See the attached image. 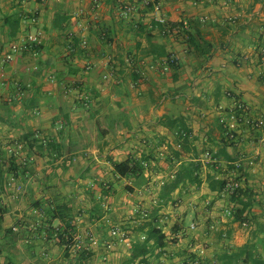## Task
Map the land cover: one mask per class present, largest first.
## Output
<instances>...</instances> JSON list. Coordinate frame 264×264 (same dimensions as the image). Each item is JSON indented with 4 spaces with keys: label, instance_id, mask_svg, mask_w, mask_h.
<instances>
[{
    "label": "crops",
    "instance_id": "0c3cea01",
    "mask_svg": "<svg viewBox=\"0 0 264 264\" xmlns=\"http://www.w3.org/2000/svg\"><path fill=\"white\" fill-rule=\"evenodd\" d=\"M142 1L0 0V56L26 34L40 39L35 50L0 63V150H14L25 135L31 144L19 143L15 158L23 170L16 176L2 160L0 264H76L51 232L43 233L50 225L42 209L31 207L33 200L40 207L65 204L77 234L98 241L85 264L105 259L106 249L112 250L108 241L115 238L107 204L126 181L114 175L113 165L130 156H147L148 166L162 168L145 170L141 186L124 183L134 190L133 198L155 202L145 213L166 235L165 247L148 255V264H264V126L255 130L246 123L264 120V62L258 58L264 50V0H150L160 6L157 15L145 12ZM128 4L138 9L123 19L120 8ZM250 9L247 17L242 14ZM202 15L206 23L199 20ZM159 17L171 24L199 20L204 54L173 28L169 38L160 37L152 27ZM137 22L146 27L142 36L132 31ZM149 33L176 59V70L163 71L167 57L148 52ZM79 40L87 46L81 48ZM237 102L247 112L235 110ZM236 111L242 120L228 138L222 121ZM165 117L182 119L191 134L189 153L175 166L189 162L194 151L202 165L199 185H180L171 194L177 200L173 210L157 205L177 140L162 124ZM206 174L226 180L227 188L210 191ZM20 182L38 188L27 187L26 206L12 196ZM233 183L251 197L243 223L228 215L240 208L229 202ZM140 220L133 221L135 227ZM59 226L58 219L52 221L51 227ZM119 241L126 244L125 238ZM126 257L115 252L108 260L117 264Z\"/></svg>",
    "mask_w": 264,
    "mask_h": 264
},
{
    "label": "trees",
    "instance_id": "16d2710c",
    "mask_svg": "<svg viewBox=\"0 0 264 264\" xmlns=\"http://www.w3.org/2000/svg\"><path fill=\"white\" fill-rule=\"evenodd\" d=\"M155 6L159 5L155 2L153 3L150 0H145L144 2L142 1V7L144 8L143 10L145 12L154 10ZM137 9L138 8L136 6H133L131 4L124 5L120 8V16L123 19H127L134 11H137ZM125 12H127V14H124ZM198 21L194 22L190 20H184L176 24L167 23L165 22V20L164 22L155 21L153 22L152 27L159 29L160 37H163L165 39L169 38L172 35L174 29V31L176 32L175 35L177 37H181V39L185 41L189 47H192L196 53L203 55L204 53L202 52L203 50L201 48L206 43L202 42V40L200 39L198 26V23L200 21ZM56 27L62 29V25L57 22ZM145 28L146 27L143 24L137 22L134 24L132 31L135 33V35L142 36ZM68 36L74 45L77 44L78 41L76 42L74 40L75 37L73 36V34L70 33ZM152 38L153 36L150 33L145 35V40L148 43V52L151 51L150 53L154 58L166 56L167 58L164 62V65L167 64L168 69L176 70L178 68L176 59L173 56H167L163 44L153 43ZM83 41L85 40H79L78 43L81 48H85L87 46V41H85L86 44L84 45L82 44ZM37 46L38 45H32L27 51L33 49L35 50ZM258 53L259 63L264 62V50H260ZM239 105L240 104L237 102L235 110L241 113V111L237 109ZM237 111L235 112L236 114L238 113ZM162 124L164 125V127L172 130L173 134L177 138V140L175 141V148L169 153L170 157H168L166 160V163L168 165L166 174L167 177L162 182L160 194L157 200L158 206L166 207L172 200L171 194L176 189H178L180 185H199L201 183L202 165L198 160L196 151H194V153L190 157L189 162H181L177 166H175V164L179 162L181 156L189 153V148L187 146L191 134L187 129L184 121L180 118L170 119L165 117L162 120ZM29 137L30 136L28 135L20 137L18 141L13 145V148H15L19 143L22 144L23 142L27 143V147H31V144L28 142ZM15 149L13 151H15ZM6 154V151L1 152L0 150V185L3 178L2 167L4 162L2 160L8 162V171L13 172L14 176H16L19 171L23 170L21 165L17 164L14 153L8 154V157L5 156ZM150 162L151 161L147 156H141L140 158H134L130 156L122 163H114L113 172L118 179H125L126 181L134 180V184L136 186H141V184L145 182L144 171L145 169H147ZM204 180L208 185V189L213 192H222L227 188L228 185V182H226V180L210 174H206ZM100 187L102 193H108L109 189H106L105 185L101 184ZM124 189L129 193L133 192L131 188ZM232 190L233 191L230 194L229 202L232 204L240 205V208H234V210L232 209V211L230 209L229 211L235 221L243 223L246 220L244 212L252 205L251 197H247L245 194L246 192L240 189L239 186H237L236 188H232ZM32 205L34 208L39 210L42 209V211H44V216L46 217L45 224L50 225L48 227H43V230L45 229L43 233L51 232V235L57 240V244L63 249L65 257L71 255L75 257L76 264H85L84 261H86L91 256L92 252L87 249L78 250L75 251V253L71 252L70 246L77 232L73 224V217L71 216L67 206L65 204H59L56 206L46 204L44 207H40L38 201L33 202ZM1 208L2 207H0V209ZM137 218L141 219L139 222H137L135 228L138 236L134 238V240H132L131 248L126 257V260L121 264H148L146 259L147 256L154 255L157 252L159 253V251H161L166 245V235L158 227L157 221L154 216L144 212L141 215H137ZM57 219L61 222V226L56 228L51 227L52 221H55ZM35 230L36 228H34V231ZM36 231L39 233V228ZM37 232L34 233L38 235ZM47 239H50V236H48Z\"/></svg>",
    "mask_w": 264,
    "mask_h": 264
},
{
    "label": "rangeland",
    "instance_id": "374dc122",
    "mask_svg": "<svg viewBox=\"0 0 264 264\" xmlns=\"http://www.w3.org/2000/svg\"><path fill=\"white\" fill-rule=\"evenodd\" d=\"M229 2L230 0H226ZM253 12V9L247 10V12L242 13L244 16H248L250 13ZM256 12V10L254 11ZM261 12V10H260ZM204 17V15H202ZM229 20V19H228ZM208 21V19H205L204 21H202V23H206ZM264 22V21H261ZM234 25V24H233ZM258 26V25H256ZM20 156V154L18 155ZM162 168L160 167H155V166H148L147 171H160ZM13 183V182H12ZM127 181L125 182H121L120 185H118V195L115 197L114 201H111L110 203L107 204V209L111 210V212L113 213L112 217H113V221L111 222V227L112 230H115L116 232H118V236H116L114 239H112L111 241V245H112V250H108L106 249V253H104L105 259H101V261L99 260L98 264H116V262H113L111 260H108L109 254L112 253H117L120 254V256H122V258H125V256H127L128 253V249L130 244H132V240H134V238H136L138 236V233L135 231V223H133V221L136 220H140L137 218V212H146L147 210H149L150 206L153 204V206L155 205V202L150 201L149 202H141L138 199H135L132 197V193L127 192L124 188L127 186ZM19 185L21 187V191L20 192H16L14 190V195L12 194V196L14 197L15 201H17L16 203L20 202L22 205L25 204L26 206V202L27 200L25 199V190H27V187L30 188V186L32 185V182L29 183H25V182H20L15 184L14 186ZM13 186V187H14ZM160 186V185H159ZM32 188H35L36 192V183L34 182V184L31 186ZM161 187V186H160ZM32 190V189H31ZM134 191V190H133ZM129 197V198H128ZM139 197V196H138ZM128 198V199H127ZM12 199V198H11ZM35 200H33L34 202ZM2 201H0V207H2ZM141 203V204H140ZM177 200L172 199L169 204L166 206V209L173 210L175 209ZM151 204V205H150ZM157 204V203H156ZM33 207V206H31ZM44 217V215H43ZM11 221H9L8 223H10ZM172 219L170 220V222L168 224H166V226H169V231L172 230L171 226H172ZM168 228V227H167ZM85 234V232H84ZM119 238H122V240L125 238V243H121L119 240ZM121 243V244H119ZM128 244V245H127ZM120 245V246H119ZM98 249V248H97ZM112 251V252H111ZM106 255V256H105ZM117 264H121L119 261H117Z\"/></svg>",
    "mask_w": 264,
    "mask_h": 264
},
{
    "label": "built area",
    "instance_id": "2783aa9c",
    "mask_svg": "<svg viewBox=\"0 0 264 264\" xmlns=\"http://www.w3.org/2000/svg\"><path fill=\"white\" fill-rule=\"evenodd\" d=\"M153 12L157 15L159 14V6H155ZM95 8L94 6L90 9V14L92 16H95ZM124 14H127V12H125ZM206 18L201 16L199 18V20L202 22L204 21ZM158 21L159 22H164V19L162 17H159L158 18ZM40 43V39H39V36L37 34H26L25 36H23L22 38L10 43V45L8 46L7 50H5V52L2 53V55L0 56V63L3 64V63H6V62H10L13 57L18 54V53H21V52H24V51H27L29 49V47H31L32 45H39ZM82 44H86L85 41L82 42ZM171 61V60H170ZM163 71H167L168 70V66L167 64H165L162 68ZM238 110L241 111V113H245L247 112V108L244 107V106H241L239 105L238 107ZM242 117H239L238 114H236L235 112H232L228 115L227 119L223 120L222 123H223V127L225 129V134L226 136H228V138H233L234 137V134L237 130V127L240 123V121L242 120L241 119ZM247 124H249L253 129H259L261 128L262 126H264V120H254V121H246ZM21 150V146L18 144L16 146V149L15 151L13 150H10V149H7V153L10 154V153H14V156L19 158V152ZM204 157L209 159L210 156H209V153L208 152H205L204 153ZM21 161L22 164H24L25 160L22 158V159H19ZM238 185L237 183H233L232 184V188H236ZM13 189L16 191V192H20L21 191V187L19 185H16L13 187ZM228 215H230V211L228 210ZM190 230H194L195 229V226L192 224L189 228ZM118 232H116L115 230H111L110 231V236L112 237H116L118 236ZM121 239V238H119ZM97 239L95 237H93L92 234H76L72 240V244L70 246L71 248V252L72 253H75V251H78V250H83V249H87V250H91L93 249L94 247L97 246ZM106 248H109V245L106 247Z\"/></svg>",
    "mask_w": 264,
    "mask_h": 264
}]
</instances>
